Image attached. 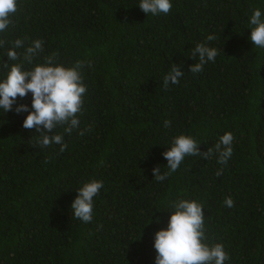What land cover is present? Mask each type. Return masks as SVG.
<instances>
[{
    "label": "trees",
    "instance_id": "16d2710c",
    "mask_svg": "<svg viewBox=\"0 0 264 264\" xmlns=\"http://www.w3.org/2000/svg\"><path fill=\"white\" fill-rule=\"evenodd\" d=\"M139 2L17 0L0 33V81L5 62L30 70L56 53L65 67L85 62L87 92L78 129L54 130L64 136L63 152L22 126L26 112L0 108V264H155L154 234L182 199L203 205V242L223 244L224 264H264V48L249 40V19L255 9L264 18V0H171L170 12L155 16ZM16 39L24 47L10 61ZM37 39L43 52L24 62ZM198 43L219 53L192 73ZM173 65L183 76L165 88ZM31 99L28 93L17 103L31 110ZM225 132L234 137L233 153L221 165L214 146ZM181 134L213 153L185 157L158 182L152 169L168 171L162 153ZM93 179L104 186L84 223L71 203Z\"/></svg>",
    "mask_w": 264,
    "mask_h": 264
},
{
    "label": "clouds",
    "instance_id": "9594fccd",
    "mask_svg": "<svg viewBox=\"0 0 264 264\" xmlns=\"http://www.w3.org/2000/svg\"><path fill=\"white\" fill-rule=\"evenodd\" d=\"M138 7L145 14H168L172 9L171 0H140ZM17 11V0H0V33L11 24V17ZM249 40L252 45L264 48V18L259 9H255L249 19ZM207 41L215 40V36L208 35ZM0 40V46L4 45ZM24 47V40L16 39L8 49L6 56L10 61H17L19 53L15 49ZM43 52V41L34 40L23 53V61L31 64L33 59ZM219 50L206 43H198L192 51V57H198V62L189 67L192 73H200L204 65L214 62ZM9 70L6 77L0 81V108L4 112L14 110L17 114L26 112L22 126L25 129L35 128L41 139L39 144L49 146L53 143L60 145V152L67 148L62 133H55L58 126L64 127V133L71 134L78 129L80 121L78 114L82 112L83 97L87 86L83 83L82 69L84 61H76L65 67L58 62L57 54L45 56L42 64H36L30 70L23 67V63H4ZM90 66V65H89ZM183 71L173 65L164 77V87L169 83L178 84ZM31 93V110L28 105L17 103V98H24ZM13 105L16 107L13 109ZM170 121H164V127H169ZM85 132L79 131L83 136ZM234 137L231 132H225L214 146L218 153V163L224 165L232 156ZM199 143L191 136L179 135L172 140V145L162 155L167 160L168 171L161 173L160 166L152 169L153 177L163 182L168 176L176 172L185 157L203 156L208 159L213 149L208 148L201 153ZM222 174V169L216 175ZM103 182L91 180L77 190V195L71 203V215L84 223L93 219V199L103 188ZM225 205L233 207L231 197L225 198ZM173 211L168 219L166 229L158 230L154 234L153 247L156 250L155 264H224L230 259L221 243L212 246L204 243V211L203 205L195 200H179L173 205Z\"/></svg>",
    "mask_w": 264,
    "mask_h": 264
}]
</instances>
